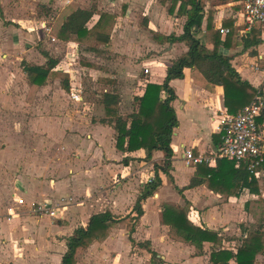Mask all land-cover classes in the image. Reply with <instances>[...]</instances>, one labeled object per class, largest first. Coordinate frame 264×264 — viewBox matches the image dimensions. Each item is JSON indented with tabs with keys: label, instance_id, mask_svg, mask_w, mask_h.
<instances>
[{
	"label": "crops",
	"instance_id": "crops-1",
	"mask_svg": "<svg viewBox=\"0 0 264 264\" xmlns=\"http://www.w3.org/2000/svg\"><path fill=\"white\" fill-rule=\"evenodd\" d=\"M171 1L0 0V264H60L67 238L86 226L93 214L110 210L118 216H136L135 202L156 176V166L162 184L142 202L134 242L126 223L118 221L104 241L95 240L80 253L76 264H212L213 251L235 254L249 233L258 232L264 244V175L253 177L257 191L222 186L234 190L228 193L205 183L188 187L201 166L187 165L184 150L211 156L221 143L220 114L228 112L222 85L204 88L190 67L183 78L170 81L177 96L172 105L178 125L171 138L169 173L161 168L164 150H153L150 158L143 147L121 150L115 121L103 120L105 92L119 95L118 115L128 120L138 111L136 96L144 93L147 82L162 83L172 60L187 52L186 42L162 37L183 33L187 19L176 14L180 2L170 13ZM203 2L197 36L204 39L210 11L214 28H232L237 42L233 38L229 45H220V52L232 57L242 79L264 100L263 29L262 41L245 47L240 38L252 27L244 22L239 0ZM77 8L93 10L89 28L104 11L114 16L107 43L92 34L81 41L58 36L66 17ZM37 21L42 26L35 32L31 25ZM163 45L167 46L159 50ZM148 49L155 51L153 56ZM46 53L57 62L44 83H34L24 64L48 68ZM63 76H68L69 90L62 86ZM88 83L93 99L85 96ZM72 85L82 89V100L71 98ZM258 122L264 126V115ZM218 159L204 163L214 168ZM63 196L72 201L59 206L57 216L35 212L38 202ZM187 203L188 218L220 237L217 242L203 241L202 253L195 244L172 238L170 225L163 222L165 204L183 208ZM142 242H149L155 258ZM228 264H238L237 257ZM253 264H264L263 250Z\"/></svg>",
	"mask_w": 264,
	"mask_h": 264
},
{
	"label": "trees",
	"instance_id": "trees-1",
	"mask_svg": "<svg viewBox=\"0 0 264 264\" xmlns=\"http://www.w3.org/2000/svg\"><path fill=\"white\" fill-rule=\"evenodd\" d=\"M166 0H162L165 2ZM180 2L177 15H187L184 23L183 33L176 35L171 33L162 36L164 41H184L188 46L187 52L172 60L168 66L162 83L147 82L144 93L136 96L139 109L130 114L128 120L118 115L119 95L114 92L104 93L105 118L104 121H115L114 127L117 131V147L124 151H132L143 147L147 151L146 158H150L155 149L164 150L166 154L162 170L169 173L171 168V157L174 154L171 146V138L174 127L178 125V118L172 101L177 97L170 81L174 78H183L184 69L190 67L194 73V79L204 88L210 89L215 85H222L224 88L225 106L229 113H238L245 105L252 102L258 94V89L248 80L242 79L239 71L233 66L230 55L220 52V45H229L234 37V30L229 29L222 38L220 28L213 26V12L210 11L207 17V26L202 40L197 35L204 19L203 0H172L169 11L174 14L177 3ZM187 5H190L188 7ZM93 16L92 9L77 8L73 10L64 20L58 30V36L63 40L74 37L76 40H83L88 35H95V38L103 43L110 39L111 31L115 23L113 15L102 12L98 21L89 28V22ZM103 33L104 36H101ZM241 44L245 47L256 45L262 41L261 26L254 25L250 32L241 36ZM236 40V39H235ZM237 40L235 41V43ZM49 57L48 68L38 65H25L30 80L42 84L51 73L57 60ZM62 86L69 90L68 76L62 77ZM261 115H264L262 112ZM129 160L125 157L124 161ZM200 170L191 179L188 187L205 183L209 187L228 193L234 190H224L222 186L233 185L235 190L243 186H249L253 191L258 190L257 179L243 166L235 167V161L227 158H219L217 166L212 168L206 163H199ZM251 177V178H250ZM162 184L157 172L156 176L147 181L141 194L138 196L134 209L136 216L129 213L124 216L114 215L110 210L93 214L86 226H79L74 233L67 238V250L63 254L60 264H76L78 257L93 241H104L109 234L112 225L118 221L126 223L129 237L135 231L136 222L143 213L142 202ZM221 186V187H220ZM189 204L178 208L165 204L163 208V222L170 225V236L177 240H183L196 245L198 253H202L203 241H220L215 232L195 225L188 218ZM142 245L149 247V242H142ZM264 244L258 232L249 233L238 247L237 253L230 250H218L211 253L212 264H228L229 259L237 257L238 264H253L258 251H264ZM152 257L157 252L151 250ZM161 260V259H160ZM159 260V261H160Z\"/></svg>",
	"mask_w": 264,
	"mask_h": 264
},
{
	"label": "built area",
	"instance_id": "built-area-1",
	"mask_svg": "<svg viewBox=\"0 0 264 264\" xmlns=\"http://www.w3.org/2000/svg\"><path fill=\"white\" fill-rule=\"evenodd\" d=\"M239 3L248 29L259 25L264 32V0H239ZM220 31L225 34L229 29L221 27ZM72 56L76 57V53L72 52ZM70 96L74 100H82V89L72 85ZM263 109L264 100L258 95L236 114L221 112L220 128L223 133L218 148L211 156L195 154L192 148H186L182 158L187 165L210 163L214 158L231 159L236 167L243 166L251 176L260 178L264 175V126L258 122V117ZM56 207L50 199H46L35 204L34 210L39 214L56 216Z\"/></svg>",
	"mask_w": 264,
	"mask_h": 264
},
{
	"label": "rangeland",
	"instance_id": "rangeland-1",
	"mask_svg": "<svg viewBox=\"0 0 264 264\" xmlns=\"http://www.w3.org/2000/svg\"><path fill=\"white\" fill-rule=\"evenodd\" d=\"M42 26V24L39 22V21H37V22H35L34 24H32L31 26H33V28H31V30L32 31H35V32H38V29H40L41 28V26ZM26 28V30H30V28H27V27H25ZM41 46V45H40ZM167 45H163L162 47H160L159 48V50H161L162 48H165ZM146 52L148 53V55L149 56H153V54L152 53H154L155 51H153V50H150V49H148V50H146ZM143 74V71H141L140 72V76ZM139 76V77H140ZM138 85V84H137ZM85 96L87 97V99H93L92 97H94L95 96V94L93 93V91H94V89L89 85V83L88 84H86V86H85ZM126 93H128V92H126ZM126 93H124V92H122V94H126ZM68 100V99H67ZM63 198V199H62ZM60 200H57V201H53V200H51L52 202H53V204H54V206H57L56 207V216H57V209L58 208H60L59 206H62V208H63V204H65V205H68V203L70 202V201H72V197L71 196H68V197H65V196H63ZM36 213H38V212H36ZM39 214V213H38ZM48 215V214H47ZM51 216V215H50Z\"/></svg>",
	"mask_w": 264,
	"mask_h": 264
},
{
	"label": "water",
	"instance_id": "water-1",
	"mask_svg": "<svg viewBox=\"0 0 264 264\" xmlns=\"http://www.w3.org/2000/svg\"><path fill=\"white\" fill-rule=\"evenodd\" d=\"M264 110V109H263Z\"/></svg>",
	"mask_w": 264,
	"mask_h": 264
}]
</instances>
